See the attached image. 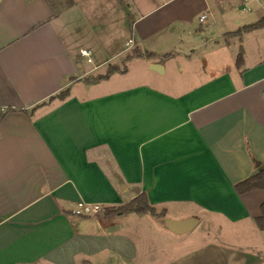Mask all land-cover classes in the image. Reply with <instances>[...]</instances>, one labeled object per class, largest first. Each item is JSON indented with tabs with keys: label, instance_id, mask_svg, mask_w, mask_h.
<instances>
[{
	"label": "crops",
	"instance_id": "0c3cea01",
	"mask_svg": "<svg viewBox=\"0 0 264 264\" xmlns=\"http://www.w3.org/2000/svg\"><path fill=\"white\" fill-rule=\"evenodd\" d=\"M57 1L0 0V264H112L111 250L135 264L138 245L120 225L136 213L75 209L143 192L157 214L139 220L165 210V223L166 205L186 204L176 218L196 217L191 234L207 233L179 240L170 264H264V189H235L264 166V25L244 30L264 14L208 35L206 4L198 42L197 31H173L187 17H136L120 0L121 19L100 26L77 21L78 0ZM136 49L126 72L87 79Z\"/></svg>",
	"mask_w": 264,
	"mask_h": 264
},
{
	"label": "rangeland",
	"instance_id": "374dc122",
	"mask_svg": "<svg viewBox=\"0 0 264 264\" xmlns=\"http://www.w3.org/2000/svg\"><path fill=\"white\" fill-rule=\"evenodd\" d=\"M131 4L130 11L136 16L139 17L142 14H146L149 11L157 14L161 19H179L181 17H187L190 19V24L187 23H174L173 31L179 35H187V31L195 33V40L201 42L202 32L201 27L199 26L200 15L207 9L206 4H208L211 9V14L209 15V21H216L213 27L208 28L204 24V29L208 31V35L211 33L210 30H216L219 32L223 28V24L228 25L229 22L233 21L235 18H244L254 17L256 15L264 14V0H121ZM71 0H58L56 3L57 7L61 5L69 4ZM207 2V3H206ZM123 5V4H122ZM140 9V14L136 9V6ZM120 0H78V6L75 10V17L81 21V19L87 23L88 21L92 23H98L100 26L104 24L115 23L116 20H120ZM85 28V27H84ZM102 29V28H101ZM128 53V55L132 54ZM126 55V57L128 56ZM124 57L123 60H120V68H123L127 64V58ZM119 61V60H116ZM87 65L89 63L87 62ZM110 68V66H109ZM108 68V70H109ZM108 72V71H107ZM100 74H93L90 78L95 79ZM169 208V213L167 214V219H179L176 218L178 215H185L188 211L192 210L189 206L180 205V204H168L166 205ZM88 216H102L105 217V211L95 215ZM159 215L156 217L146 214L142 219H138L136 214H131L130 217L126 218L125 221H121L122 224L120 228L122 231L129 234V239H135L138 245V254L135 257V264H170L175 257L184 251V244L178 245L179 240L189 237L191 232L184 233L183 235L170 232L169 228L165 223L160 222ZM194 231V230H193ZM194 234V235H193ZM205 231L196 230L191 234V239L196 238L195 240L201 239L206 240L208 236ZM214 237L213 234H210ZM120 238L123 239L121 236ZM190 239V240H191ZM131 240V239H130ZM174 240V241H173ZM193 242V241H192ZM195 242V241H194ZM122 240L120 239V247H122ZM127 253L132 254L133 251L130 250L129 246L127 247ZM125 254L120 253V264H124L126 258ZM128 256V255H127ZM97 257H100L97 256ZM102 257V255H101ZM103 259H110L112 264H118L119 255L113 252L112 250L106 252Z\"/></svg>",
	"mask_w": 264,
	"mask_h": 264
},
{
	"label": "trees",
	"instance_id": "16d2710c",
	"mask_svg": "<svg viewBox=\"0 0 264 264\" xmlns=\"http://www.w3.org/2000/svg\"><path fill=\"white\" fill-rule=\"evenodd\" d=\"M264 25V17L257 20L256 22L247 24L244 26L245 31L254 30L257 28H260ZM239 32V31H238ZM141 52L139 50H135L132 54L128 55L127 61H129L132 57L140 56ZM148 56H151V53H147ZM170 55V54H168ZM238 65H241L243 63V49L240 51L237 59ZM127 71V64L123 68H120V66L113 64L110 65V68L108 72L105 74H100L95 79H92L90 77H87L88 80H94L99 81L101 79L108 78L111 74L115 72H121L124 73ZM68 94V91H62L56 97L64 98ZM12 108H9V110ZM261 188L264 189V166H262L259 171L256 173L236 182L235 189L239 194L247 193L253 189ZM105 211V217H117V216H123L129 213H136V214H157V208L151 203L148 195L143 192L130 201L120 204V205H114V206H107L103 209ZM158 215L161 217L165 215V210H162ZM257 226L264 230V202L261 206V214L255 218Z\"/></svg>",
	"mask_w": 264,
	"mask_h": 264
},
{
	"label": "built area",
	"instance_id": "2783aa9c",
	"mask_svg": "<svg viewBox=\"0 0 264 264\" xmlns=\"http://www.w3.org/2000/svg\"><path fill=\"white\" fill-rule=\"evenodd\" d=\"M207 18V13H203L200 16V20L204 21ZM131 42V41H130ZM129 42V43H130ZM81 54L87 58L89 62L92 61V52L91 50L87 48H82L81 49ZM104 209V206L99 203H88L85 201L79 202L77 208L75 209V213L78 215H95L99 212H101Z\"/></svg>",
	"mask_w": 264,
	"mask_h": 264
},
{
	"label": "water",
	"instance_id": "95a60500",
	"mask_svg": "<svg viewBox=\"0 0 264 264\" xmlns=\"http://www.w3.org/2000/svg\"><path fill=\"white\" fill-rule=\"evenodd\" d=\"M199 220L196 217H188L181 219H167L165 225L177 234H184L193 230L198 224Z\"/></svg>",
	"mask_w": 264,
	"mask_h": 264
}]
</instances>
